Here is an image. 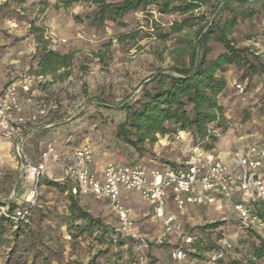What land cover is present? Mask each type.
<instances>
[{"label":"rangeland","instance_id":"374dc122","mask_svg":"<svg viewBox=\"0 0 264 264\" xmlns=\"http://www.w3.org/2000/svg\"><path fill=\"white\" fill-rule=\"evenodd\" d=\"M204 1L191 14L136 11L96 26L86 17L93 6L83 2L0 0V90L25 78L33 95L39 90L42 94L36 96L59 104L51 118L53 131L40 129L27 141L26 162H38L48 143L58 147L60 161L86 146L97 158L106 154V163L161 170L181 162L189 147L196 145L189 132L158 135L139 157L116 138L115 127L124 117L120 106L131 101L152 74L188 63L189 47L180 40L194 43L199 28L205 30L210 19L218 24L235 20L229 37L236 48L246 50L253 67L228 66L226 86L219 95L223 125L213 129L214 142L197 145L227 156L248 144L264 142V0H230L228 5L225 0ZM185 17L189 26L172 34L173 22ZM207 44L208 57L224 50L216 32L208 31ZM45 50L69 55L68 66L40 74L38 61ZM239 82L244 85L242 93L234 88ZM48 169L49 175L54 173ZM49 175H43L38 184L26 178L13 143L0 137V215L9 201L26 212L20 222L22 232L0 216V264H243V257L264 238V232L238 230L230 207L217 214L192 212L189 218L178 213L174 231L166 232L162 221L136 194L129 196L130 203L137 204L129 206L130 235L119 231L108 202L90 196L77 199L106 228L97 226L82 234L77 229L80 221L68 222V197L48 183L54 181ZM183 236L190 241L183 242ZM113 238L125 243L118 246ZM222 241L230 247L222 248ZM177 245L184 250L180 261L173 257ZM218 252L220 257L215 256Z\"/></svg>","mask_w":264,"mask_h":264},{"label":"built area","instance_id":"2783aa9c","mask_svg":"<svg viewBox=\"0 0 264 264\" xmlns=\"http://www.w3.org/2000/svg\"><path fill=\"white\" fill-rule=\"evenodd\" d=\"M234 88L242 93L244 85L235 83ZM58 111V102L34 96L25 78L13 80L0 90V137L13 143L26 178L37 180L45 174L49 162L56 164L61 173L54 181L69 182L75 196L108 202L118 219L119 231L126 235L132 233L133 218L131 208L122 203L121 197L123 192L129 191L138 192L151 205L166 232L174 231L177 217L175 213L165 212L167 200L182 214L190 205H210L221 212L220 199L232 198H235L232 208L237 229L264 232V142L233 150L227 160H222L212 150L192 145L179 164L161 170L108 162L100 177L90 170L93 152L86 146L76 148L60 161L54 145L48 143L38 162L27 163L26 140L34 130L50 127L51 118ZM24 214L17 210L11 218L17 220ZM182 240L188 242L190 237L183 236ZM221 243L224 249L230 247L227 241ZM221 255V252L215 254L216 257ZM173 257L178 261L184 257L182 245L174 248Z\"/></svg>","mask_w":264,"mask_h":264},{"label":"trees","instance_id":"16d2710c","mask_svg":"<svg viewBox=\"0 0 264 264\" xmlns=\"http://www.w3.org/2000/svg\"><path fill=\"white\" fill-rule=\"evenodd\" d=\"M74 1L93 6L91 14L86 17L91 25L96 26L103 25L106 21H115L129 12L136 11L150 13L151 10H155L161 14H191L205 2L204 0ZM245 1L247 0H241V2ZM70 2L71 0H65L66 5ZM230 2L225 0L227 5ZM75 19L78 20L79 17L76 16ZM234 23V19H224L219 24L215 23L214 19H210L205 30L199 28L194 43L181 39L180 42L189 47L188 63L172 66L168 70H157L146 80L131 101H126L120 106L119 110L124 112V117L115 127L116 138L133 148L139 157L146 152L145 145H152L158 135L186 131L190 133L193 144L203 141L214 142L216 135L213 129L221 127L224 122L219 95L226 86L225 71L230 65L247 64L249 68L253 67L245 56L246 50L236 48L232 44L229 33ZM188 26V17L180 21L175 20L170 26L171 33H179ZM208 31L216 32V40L224 47V50L214 57H208L210 52L207 44ZM125 35L127 37L129 34ZM69 58L67 54L61 55L52 50H45L38 61V72L53 73L58 68L68 66ZM208 145L210 148L211 144ZM44 177H38L37 184ZM48 183L66 193L69 201L68 222L80 221L82 226H77L80 233H91V230L97 226L106 230L99 218L92 216L80 206L77 199L83 197L71 193L69 182L52 180ZM5 204L6 210L0 215L2 221L14 224L18 231L22 232L20 222L23 217L17 220L11 217L17 210L26 212L17 208L11 201ZM113 239L118 246L125 243ZM262 259L264 260V238H261L257 245L252 246L250 254L243 257L245 261L243 264H256Z\"/></svg>","mask_w":264,"mask_h":264},{"label":"crops","instance_id":"0c3cea01","mask_svg":"<svg viewBox=\"0 0 264 264\" xmlns=\"http://www.w3.org/2000/svg\"><path fill=\"white\" fill-rule=\"evenodd\" d=\"M19 91H20V89H19ZM34 93H36V95H38V96H41V94H42V92H40L39 90L37 91H34ZM36 95H34V96H36ZM55 121V120H54ZM54 121H50V124H51V126L50 127H46V128H39V129H36V130H34V132L33 133H35V132H37L38 130L39 131H41V130H47V129H50L51 131H53V126L55 125L54 124ZM41 129V130H40ZM33 133L31 134V136L33 135ZM31 136H30V138H31ZM27 141H29V138L26 140V142H25V147H27ZM54 145V148H55V151H56V153H57V155H59V149H58V147L55 145V144H53ZM45 149V148H44ZM215 154H217L222 160H227L228 158H229V155H227V156H225V155H223V154H221V153H219V152H215ZM60 156V155H59ZM108 161V157H107V155L106 154H104L103 156H101V157H99V158H97L96 156H95V152H94V155H93V160H92V162H91V164H90V170H91V172L95 175V176H97V177H100L101 176V171H102V168H103V166H104V164L106 163ZM180 163V162H179ZM179 163H177V164H179ZM168 166V165H167ZM173 166V165H172ZM166 167V166H165ZM48 169V168H47ZM49 171H54V173L56 174V172L58 173L56 176H52L53 174H50L49 175V173H47V170H46V172H45V174L44 175H49V177H53V178H56V177H59L60 176V173H61V171H60V169H58L57 167H55L54 166V164L53 163H51L50 162V168L48 169ZM58 170V171H57ZM148 170V169H147ZM130 194H136L138 197H139V199L141 198L140 197V195H139V193L138 192H135V191H129V192H123L122 193V197H121V200H122V203L123 204H125V205H128V206H137V204H131L130 203V201H129V196H130ZM234 200H235V198H232L231 200H228V199H220V204H221V206H222V209L224 210L225 208H228L229 209V207L231 208V215L233 214L235 217H236V215H235V213H234V211H233V208H232V206H233V202H234ZM145 204L149 207V208H151L152 209V207H151V205L150 204H148L147 202H145ZM165 212L166 213H175L176 214V220H175V223L177 222V220H178V212L176 211V209H175V207L173 206V204H172V202L170 201V200H167L166 201V204H165ZM192 212H195V213H198V212H202L203 214H217V211L214 209V207L213 206H210V205H204V206H194V205H190V206H188L187 208H186V210H185V212H184V214H185V217L186 218H189V213H192ZM160 219V218H159ZM161 220V219H160ZM237 228V227H236Z\"/></svg>","mask_w":264,"mask_h":264},{"label":"bare ground","instance_id":"6f19581e","mask_svg":"<svg viewBox=\"0 0 264 264\" xmlns=\"http://www.w3.org/2000/svg\"><path fill=\"white\" fill-rule=\"evenodd\" d=\"M182 133V132H181Z\"/></svg>","mask_w":264,"mask_h":264}]
</instances>
